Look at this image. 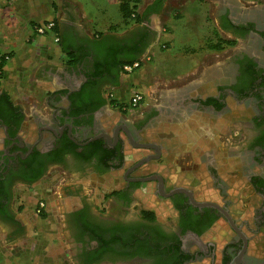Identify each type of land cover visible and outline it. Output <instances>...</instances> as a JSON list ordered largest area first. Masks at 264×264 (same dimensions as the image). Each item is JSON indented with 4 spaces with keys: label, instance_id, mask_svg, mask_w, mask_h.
Masks as SVG:
<instances>
[{
    "label": "flooded vegetation",
    "instance_id": "obj_1",
    "mask_svg": "<svg viewBox=\"0 0 264 264\" xmlns=\"http://www.w3.org/2000/svg\"><path fill=\"white\" fill-rule=\"evenodd\" d=\"M217 17L220 32L243 46L213 93L197 97L203 112L218 118V140L201 142L186 157L179 156L184 143L178 136L151 137L157 114L138 112L141 105L128 112L113 103L111 88L122 72L117 53L98 49L83 62L82 74L54 97L47 121L27 117L0 91V220L18 228L10 210L15 188L59 172L61 197L74 200L63 210L64 223L91 235L90 263L264 264V7L240 10L221 1ZM235 123L243 126L240 136L233 132ZM144 158L149 159L134 167ZM110 173L120 175L121 185L99 207L83 196L81 184L66 186L75 179L92 184ZM146 178L153 179L138 181ZM146 184L155 205L136 215L134 196ZM178 188L190 191L195 202L219 205L237 230L222 212L171 193ZM146 212L153 218L143 217ZM165 214L161 222L157 215ZM218 222V239L207 238Z\"/></svg>",
    "mask_w": 264,
    "mask_h": 264
},
{
    "label": "crops",
    "instance_id": "obj_2",
    "mask_svg": "<svg viewBox=\"0 0 264 264\" xmlns=\"http://www.w3.org/2000/svg\"><path fill=\"white\" fill-rule=\"evenodd\" d=\"M221 1L231 7L240 2L139 0L134 21L124 17V0H0V51L10 54L0 91L27 117L47 121L53 100L66 81L82 74V63L90 62L98 49L115 51L121 66L134 60L142 65L131 74L121 72L111 88L113 103L123 105L133 93H145L137 111L158 115L151 137L178 136L184 143L179 156L186 157L201 142H216L219 136L218 118L203 112L197 97L213 93L214 82L229 69L231 48L220 46V40H233L219 30ZM194 2L199 5L186 9ZM49 21L53 30L37 35L35 26ZM60 177L64 175L51 172L30 187L15 188L10 210L18 228L0 220V264H101L87 261L95 246L88 232L67 229L62 215H57L60 229H33L28 212L16 201L19 195L29 207L33 197H53ZM88 182L73 180L66 186L76 189Z\"/></svg>",
    "mask_w": 264,
    "mask_h": 264
},
{
    "label": "rangeland",
    "instance_id": "obj_3",
    "mask_svg": "<svg viewBox=\"0 0 264 264\" xmlns=\"http://www.w3.org/2000/svg\"><path fill=\"white\" fill-rule=\"evenodd\" d=\"M256 4L261 6V7H264V0H240V2H235L236 7L240 10H246L249 6H253ZM192 5L197 7L199 5V3L198 2L190 3L187 5L186 9L187 8L191 9ZM235 45L233 44L232 46H230L231 50H229L228 54L226 55V56H228L229 59L234 52L242 49V46H243L241 43H239L236 46ZM234 127L235 128H234L233 132L240 136V129H242L243 126H241V124L235 123ZM242 132H243V130H242ZM246 132H247V130H245L243 133L246 134ZM238 135H236V137H235L236 139L239 138ZM235 144H236L235 148H240L241 145L238 146V142H235ZM89 179H92V178H89ZM75 180H77V179H75ZM94 180H96V182L92 181L93 182L92 184L90 183V180H88V179L84 180V181H86V183L88 181L89 182H88V184H83V185L81 184V187H83L82 193L87 194V196H85V195H83V196L88 198V200H89V202H91V204H94L96 207H99L100 205H102L103 197L104 196L108 197L109 196L108 194H110V192L113 189H116L121 185V179H120V175L115 174V173H110V174L102 175L99 178H94ZM63 184H64V178L63 179H61V177L58 178V180L55 181L53 189H52V194H53L52 196L53 197L50 196L51 198H49V199H44V198H40V197H37V198L33 197L32 199H30L29 207H27L28 203L25 204V202L23 200H20L19 195H18V197L16 196L17 197L16 201L21 202L20 208L22 210H24L23 212H28V214L30 216V217L28 216V218H27L28 219L27 223L29 224V226L31 228L43 229V228L51 227V228H59L60 229L59 225L61 224L60 223L61 220L59 218H57L58 217L57 215L61 216L64 212L63 211L64 208L70 206V204L74 202L73 198L64 197L65 195H63V197L61 198V196H62L61 187ZM150 188H151V184H146V185H144L143 188H140V190L135 194L133 205H134V213L136 215H137L139 209L151 208L152 206L155 205V199L153 197H151V189ZM73 191H74V188H73ZM39 200H43L46 204V207H47L46 212L41 214V215H37L34 212V207ZM245 204H246V202H245ZM166 215L167 214H165L164 216L163 215H157V216H158L159 220L161 222H163V221L167 220V217H165ZM219 226H222L221 222H218L217 225L210 230V233L207 236V238H209L211 240L218 239L216 232L218 231Z\"/></svg>",
    "mask_w": 264,
    "mask_h": 264
},
{
    "label": "built area",
    "instance_id": "obj_4",
    "mask_svg": "<svg viewBox=\"0 0 264 264\" xmlns=\"http://www.w3.org/2000/svg\"><path fill=\"white\" fill-rule=\"evenodd\" d=\"M54 28V23L52 21L46 22L44 24H38L35 26V32L37 35H45L49 32H51ZM55 43L59 42V39L57 37L54 38ZM10 59V54L3 53L0 51V63L6 64V62ZM142 63L140 60L133 61L131 63H126L122 65V73L123 74H131L135 70L139 69L141 67ZM4 66V65H3ZM2 68H0V79L2 77ZM146 98V94L143 92H135L133 93L129 100L126 102V104H123V108L128 112H135L138 110L140 105L144 102ZM47 210L46 204L43 200H39L35 207L34 212L37 215H41L45 213Z\"/></svg>",
    "mask_w": 264,
    "mask_h": 264
},
{
    "label": "water",
    "instance_id": "obj_5",
    "mask_svg": "<svg viewBox=\"0 0 264 264\" xmlns=\"http://www.w3.org/2000/svg\"><path fill=\"white\" fill-rule=\"evenodd\" d=\"M140 147H141V148H144V149H149V148H154V149H155V148H156V147H154L153 145H148V144L141 145ZM148 159H149V158H144V159L140 160V161H139L134 167H138V166H140L142 163L148 161ZM152 179H153V178H146V179H139L138 181H141V182H144V181H145V182H146V181H150V180H152ZM171 193H184V194H186V195L189 197L190 202H191L193 205H195V206H197V207H210V208H214V209H216V210L222 212V213L224 214V216L226 217V219L228 220L229 224H230L235 230H237V228L235 227V225L233 224V222L231 221V219L228 217V215H227L226 213H224V211L222 210V208H221L219 205H217V204H215V203H212V202H200V203L195 202V201L193 200L192 193H191L190 191L186 190V189L178 188V189H175L174 191H172Z\"/></svg>",
    "mask_w": 264,
    "mask_h": 264
},
{
    "label": "trees",
    "instance_id": "obj_6",
    "mask_svg": "<svg viewBox=\"0 0 264 264\" xmlns=\"http://www.w3.org/2000/svg\"><path fill=\"white\" fill-rule=\"evenodd\" d=\"M138 1L139 0H124V9L126 11V13H124L125 18H129V19L134 20V21L136 20L135 8H136V4ZM133 9H134V11H133ZM220 42H221L220 46L222 44L228 45V46H231L234 44L233 41H229V40H220ZM218 49H220V47ZM137 51H138L137 49H134V55L137 53ZM109 54L111 56H113L116 53H115V51H109ZM134 61H136V60H134ZM3 65L4 64L0 63V68L3 67ZM97 74H99V73H97ZM89 79H90V80H88L90 82L89 84H91V82L93 81V78L90 77ZM6 97L9 100V97L7 95H6ZM12 110L15 111L16 108L12 106ZM143 217H145V218L149 217L151 219V218H153V215L150 212H146V213H143Z\"/></svg>",
    "mask_w": 264,
    "mask_h": 264
}]
</instances>
